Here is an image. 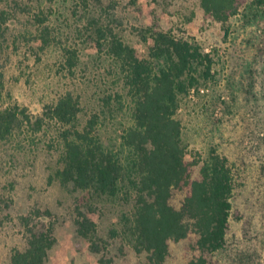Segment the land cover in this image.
<instances>
[{
    "label": "trees",
    "instance_id": "1",
    "mask_svg": "<svg viewBox=\"0 0 264 264\" xmlns=\"http://www.w3.org/2000/svg\"><path fill=\"white\" fill-rule=\"evenodd\" d=\"M25 1L0 0V44L16 8L22 11L18 14L30 17V12L34 13L41 46L49 45L53 35L63 38V32L55 28L51 5L42 7L36 0L27 11L30 7ZM68 2L81 13L78 35L84 48L94 46L98 60L109 64L102 87L95 84L89 90L90 85L85 84L88 93L69 89L46 102L38 115L19 105L0 106V140L19 136L25 129L54 139L51 147L58 154L55 178L82 193L73 223L92 253L100 254L109 245L98 225V213L109 203L129 208L122 211L120 227L111 230L110 238L129 243L137 264H166L171 243L185 241L192 231L198 234V248L203 252H222L234 208L237 173L230 159L216 148L207 157L199 151L192 153L183 140V124L178 118L186 98L217 83L215 54L188 33L191 19L183 23L187 27L182 33L156 18L140 27L137 35L146 48L141 54L126 41L114 0ZM199 2L204 22L222 24L226 39L242 37L255 59L264 58V0ZM68 46L63 48V56L75 76L81 64L79 48ZM254 70L248 63L245 73L251 87ZM125 113L129 120L118 143L107 145L103 126ZM175 190L186 193L181 208L171 204ZM41 212L36 209L21 216L24 245L14 249L10 264L47 263L57 242L56 225L52 219L45 221L52 217L50 211H45L46 216ZM187 262L209 264L204 256Z\"/></svg>",
    "mask_w": 264,
    "mask_h": 264
},
{
    "label": "rangeland",
    "instance_id": "2",
    "mask_svg": "<svg viewBox=\"0 0 264 264\" xmlns=\"http://www.w3.org/2000/svg\"><path fill=\"white\" fill-rule=\"evenodd\" d=\"M35 1H25L30 7L27 11ZM40 1L42 7L51 5L55 28L63 32V38L53 35L49 45L41 46L33 25L34 13L30 12L29 17L16 8L11 11L10 28L0 44V106L27 107L35 115L42 112L46 102L69 89L88 93L85 84L90 85L89 90L95 84L102 87L101 79L109 68L102 58L98 60L94 46L84 48L78 35L81 13L75 5L67 0ZM114 1L126 41L141 54L146 48L137 35L140 27L156 18L163 26L182 33L187 27L183 23L191 19L188 33L218 61L217 83L186 98L178 118L183 124V140L192 153L199 151L207 157L216 148L235 167L238 183L226 248L216 254L203 252L198 248V234L192 231L185 241L171 243L166 264H188V258L201 256L209 264H264V58L255 59L254 52L241 42L242 37L226 39L222 24L204 22L199 0H137L136 5L135 0ZM68 45L79 48L81 64L75 76L63 56V48ZM248 63L255 69L254 87L245 73ZM107 85L112 87L110 82ZM128 120L126 113L120 114L103 126L107 145L118 143ZM53 140L44 132L35 135L29 129L0 140V264H10L14 249L23 248L20 218L36 209L42 211L41 216L50 211L52 217L45 221L52 219L56 225L57 242L46 264H137L129 243L110 238L128 207L109 203L99 211V234L109 242L102 253H92L88 242L77 235L73 219L82 193L55 178L58 154L51 147ZM185 197L184 191L175 190L171 204L181 208Z\"/></svg>",
    "mask_w": 264,
    "mask_h": 264
}]
</instances>
